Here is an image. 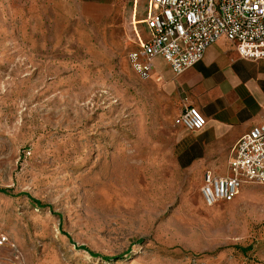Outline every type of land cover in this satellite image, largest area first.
<instances>
[{
	"label": "rangeland",
	"instance_id": "374dc122",
	"mask_svg": "<svg viewBox=\"0 0 264 264\" xmlns=\"http://www.w3.org/2000/svg\"><path fill=\"white\" fill-rule=\"evenodd\" d=\"M130 23L123 2L0 0V264H264V186L204 203Z\"/></svg>",
	"mask_w": 264,
	"mask_h": 264
},
{
	"label": "built area",
	"instance_id": "2783aa9c",
	"mask_svg": "<svg viewBox=\"0 0 264 264\" xmlns=\"http://www.w3.org/2000/svg\"><path fill=\"white\" fill-rule=\"evenodd\" d=\"M152 13L146 20L150 37L138 38L139 48L130 58L136 72L149 79L151 62L166 60L176 75L200 63L208 48L221 39L234 45L242 59H264V0H150ZM205 117L185 107L175 124L190 132L206 126ZM264 186V123L252 128L232 148L228 173L203 176L201 196L213 207L231 203L245 185Z\"/></svg>",
	"mask_w": 264,
	"mask_h": 264
},
{
	"label": "crops",
	"instance_id": "0c3cea01",
	"mask_svg": "<svg viewBox=\"0 0 264 264\" xmlns=\"http://www.w3.org/2000/svg\"><path fill=\"white\" fill-rule=\"evenodd\" d=\"M87 1L96 5L123 2L130 10V37L135 50L139 48L138 38L149 39L146 20L152 13L150 0ZM151 65V77L165 91L177 95L182 107L179 115L185 107L194 108L207 122L199 132L180 127L178 166L198 171L202 183L207 171L224 176L212 168L213 163L229 155L245 134L264 123V59H242L233 44L221 39L208 48L200 63L181 75H176L162 57L153 59Z\"/></svg>",
	"mask_w": 264,
	"mask_h": 264
},
{
	"label": "trees",
	"instance_id": "16d2710c",
	"mask_svg": "<svg viewBox=\"0 0 264 264\" xmlns=\"http://www.w3.org/2000/svg\"><path fill=\"white\" fill-rule=\"evenodd\" d=\"M0 194H3V195H9L10 194V191L6 190V189H0ZM26 197L31 201L33 202L34 204L37 205L38 208L42 207L41 204L37 201H35L33 198H31L29 195H26ZM61 219V218H60ZM78 250L80 251H83V252H86L90 255V257L92 258H99V256L91 253L86 247H78L77 248ZM106 262H110L108 259H104Z\"/></svg>",
	"mask_w": 264,
	"mask_h": 264
},
{
	"label": "bare ground",
	"instance_id": "6f19581e",
	"mask_svg": "<svg viewBox=\"0 0 264 264\" xmlns=\"http://www.w3.org/2000/svg\"><path fill=\"white\" fill-rule=\"evenodd\" d=\"M137 249V248H136Z\"/></svg>",
	"mask_w": 264,
	"mask_h": 264
}]
</instances>
